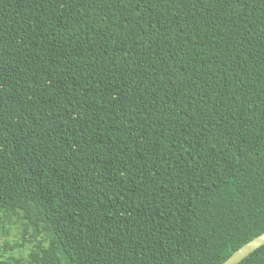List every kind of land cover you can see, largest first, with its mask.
I'll list each match as a JSON object with an SVG mask.
<instances>
[{
  "label": "trees",
  "instance_id": "trees-1",
  "mask_svg": "<svg viewBox=\"0 0 264 264\" xmlns=\"http://www.w3.org/2000/svg\"><path fill=\"white\" fill-rule=\"evenodd\" d=\"M262 232L264 0H0V264H221Z\"/></svg>",
  "mask_w": 264,
  "mask_h": 264
},
{
  "label": "water",
  "instance_id": "water-1",
  "mask_svg": "<svg viewBox=\"0 0 264 264\" xmlns=\"http://www.w3.org/2000/svg\"><path fill=\"white\" fill-rule=\"evenodd\" d=\"M264 245V232L255 236L238 249H236L225 261L221 264H239L243 259L249 256L253 251Z\"/></svg>",
  "mask_w": 264,
  "mask_h": 264
},
{
  "label": "rangeland",
  "instance_id": "rangeland-1",
  "mask_svg": "<svg viewBox=\"0 0 264 264\" xmlns=\"http://www.w3.org/2000/svg\"><path fill=\"white\" fill-rule=\"evenodd\" d=\"M17 230H13L11 233L6 234V238L10 241V243L15 242L17 239H20L19 236H17L18 233H16ZM2 241H0L1 244Z\"/></svg>",
  "mask_w": 264,
  "mask_h": 264
}]
</instances>
